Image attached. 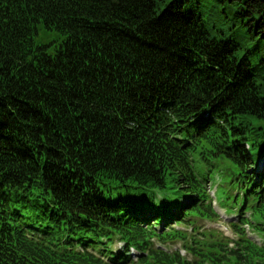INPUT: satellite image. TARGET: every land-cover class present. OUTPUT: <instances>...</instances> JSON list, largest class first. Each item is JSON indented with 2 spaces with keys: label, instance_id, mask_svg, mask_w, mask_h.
<instances>
[{
  "label": "trees",
  "instance_id": "trees-1",
  "mask_svg": "<svg viewBox=\"0 0 264 264\" xmlns=\"http://www.w3.org/2000/svg\"><path fill=\"white\" fill-rule=\"evenodd\" d=\"M0 264H264V0H0Z\"/></svg>",
  "mask_w": 264,
  "mask_h": 264
},
{
  "label": "rangeland",
  "instance_id": "rangeland-1",
  "mask_svg": "<svg viewBox=\"0 0 264 264\" xmlns=\"http://www.w3.org/2000/svg\"><path fill=\"white\" fill-rule=\"evenodd\" d=\"M40 38L42 41H48L50 39L53 38L52 35H47L45 33H41L40 34ZM196 170L198 171V166L196 167ZM209 185V184H208ZM221 186H224L222 184V181L220 179L219 176L215 175L212 177V179L210 180V185L208 187V191L211 193V199L213 200V203H212V206L216 209V212L219 214L220 216V220L218 222H206V221H200L198 222V224H195L199 229V233L200 232H205L206 230H211V229H214V230H218L219 232H221L224 237H227L228 239L230 240H235V233L233 231H231V228L229 227L228 225V222L229 221H235L236 218L234 216H227L226 215V211H224L223 209H221L219 206H218V191H220V187ZM225 190H226V186L223 187ZM249 214H247L248 216ZM227 216V217H226ZM238 224V223H236ZM244 230H245V233L247 235V237L252 240L253 242L257 243V244H260L262 241H261V236L257 235L255 232H252L250 230V228H248V226H244L243 227ZM184 229V228H183ZM188 231H190V228L188 227L187 229ZM161 246V245H160ZM230 247H232L233 245L230 244L229 245ZM162 248L164 250H168V251H171V250H178L181 254V256L183 257H186V252L185 250L181 247L180 244L178 243H172V244H169V245H163Z\"/></svg>",
  "mask_w": 264,
  "mask_h": 264
}]
</instances>
